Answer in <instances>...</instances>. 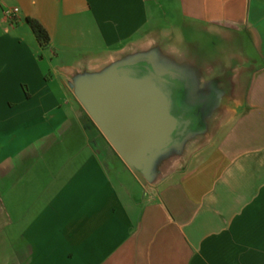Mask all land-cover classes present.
Wrapping results in <instances>:
<instances>
[{
    "label": "crops",
    "instance_id": "crops-1",
    "mask_svg": "<svg viewBox=\"0 0 264 264\" xmlns=\"http://www.w3.org/2000/svg\"><path fill=\"white\" fill-rule=\"evenodd\" d=\"M141 56L199 122L144 181L74 92ZM0 264H264V0H0Z\"/></svg>",
    "mask_w": 264,
    "mask_h": 264
},
{
    "label": "water",
    "instance_id": "water-1",
    "mask_svg": "<svg viewBox=\"0 0 264 264\" xmlns=\"http://www.w3.org/2000/svg\"><path fill=\"white\" fill-rule=\"evenodd\" d=\"M180 73L160 69L148 56L80 77L74 92L95 125L134 175L144 181L154 158L196 131V110L186 114Z\"/></svg>",
    "mask_w": 264,
    "mask_h": 264
},
{
    "label": "trees",
    "instance_id": "trees-1",
    "mask_svg": "<svg viewBox=\"0 0 264 264\" xmlns=\"http://www.w3.org/2000/svg\"><path fill=\"white\" fill-rule=\"evenodd\" d=\"M36 39L41 46H46L50 41V35L43 24L33 17L26 18Z\"/></svg>",
    "mask_w": 264,
    "mask_h": 264
},
{
    "label": "built area",
    "instance_id": "built-area-1",
    "mask_svg": "<svg viewBox=\"0 0 264 264\" xmlns=\"http://www.w3.org/2000/svg\"><path fill=\"white\" fill-rule=\"evenodd\" d=\"M17 10L16 7H13L12 9H7L6 12L10 15L11 13L15 12Z\"/></svg>",
    "mask_w": 264,
    "mask_h": 264
},
{
    "label": "rangeland",
    "instance_id": "rangeland-1",
    "mask_svg": "<svg viewBox=\"0 0 264 264\" xmlns=\"http://www.w3.org/2000/svg\"><path fill=\"white\" fill-rule=\"evenodd\" d=\"M173 14H174V12H170V13H168V18L172 17Z\"/></svg>",
    "mask_w": 264,
    "mask_h": 264
},
{
    "label": "flooded vegetation",
    "instance_id": "flooded-vegetation-1",
    "mask_svg": "<svg viewBox=\"0 0 264 264\" xmlns=\"http://www.w3.org/2000/svg\"><path fill=\"white\" fill-rule=\"evenodd\" d=\"M175 100H176V103L178 102V97L177 98H175Z\"/></svg>",
    "mask_w": 264,
    "mask_h": 264
}]
</instances>
